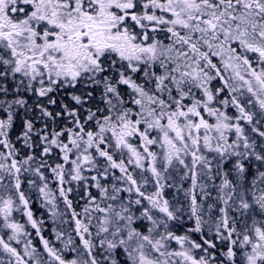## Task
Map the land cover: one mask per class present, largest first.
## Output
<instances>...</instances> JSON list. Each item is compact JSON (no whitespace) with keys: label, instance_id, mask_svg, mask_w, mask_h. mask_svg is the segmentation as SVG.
I'll return each mask as SVG.
<instances>
[{"label":"flooded vegetation","instance_id":"1","mask_svg":"<svg viewBox=\"0 0 264 264\" xmlns=\"http://www.w3.org/2000/svg\"><path fill=\"white\" fill-rule=\"evenodd\" d=\"M172 1L0 0V157H47L64 153L75 155L76 142L83 139L93 142L99 136L105 135L112 140L121 138L123 143L130 138L139 141L140 130L132 126L144 123V120L138 113L129 112V108L139 109L138 107L147 105L168 108L169 117L164 122L171 126L178 125L177 134L181 136L183 127L180 122L192 116L189 108L194 104L190 100L196 86L188 82L181 92L175 87L172 88L171 78L165 80L170 85V97L164 99L156 96L153 86L158 75L165 69L159 68L155 60L149 59L144 52L148 49L146 41L150 39L143 36L146 32L161 29L165 33L168 29L173 33V38L168 35L154 37L152 44L158 39L157 44L168 49L170 55L173 51L178 56L176 59L181 60L179 66L183 67L184 71L197 70L203 76V82L211 85H216L218 81L225 82L224 87L219 83L216 86L218 90L223 88L221 94L226 95L225 104H232L237 109L236 119L239 123L249 125L253 151L250 149L252 154L250 153L249 158L243 162L241 169L247 168V178L252 174L250 183L254 191L251 195L257 203L254 215L264 222V206L261 207V204L264 205V175L260 174V169H264V162L260 166L255 163L257 152L264 157V52H258L261 47L256 46V52L248 54L235 46L240 53L251 56L255 65L249 67L235 55V61L245 65L242 67L247 72V90L241 89L234 79L228 77L225 63L214 51L223 44L219 31L222 25L236 26L240 31L253 24L264 27V0H195L192 7L197 10V14L194 15L184 6L185 2H178L172 8ZM172 14L179 20L172 22ZM245 14L253 17L251 23L240 19ZM172 23L178 25L174 31ZM189 29L194 30L193 36L184 35ZM203 31L206 36L202 34ZM135 32L140 35L136 36ZM251 39L259 45L260 41L264 42L256 36H251ZM174 68L176 70V65ZM166 70L172 77V63ZM65 75H73L75 79L59 78ZM187 86H191V92L187 91ZM233 87L237 90H233ZM142 92H149L151 96H146V100L139 96L138 99L133 97V93ZM178 107L180 112H183L180 119L177 116L179 111H176ZM172 108L175 111L172 112ZM200 117L196 118L197 126H190L191 131L198 133V130L206 128V122ZM18 125L28 127L22 132ZM63 125H72V129L65 130ZM35 126H40L38 131ZM42 126H47V129ZM49 136L53 138L51 145ZM147 139L151 140L150 136ZM89 146L90 151H96L93 149L94 144ZM99 150L108 151L104 148ZM108 154L110 155L109 151ZM230 164L227 163V167L233 168ZM151 167L147 181L149 190L142 189L133 178L129 181L139 190V195L146 199L152 198L155 204L159 198L157 191H166L170 186L158 184L154 174L159 169ZM235 176L232 175L233 178ZM223 177L225 179V175ZM3 183L7 185L0 188L12 189L8 195L15 197L16 202L21 198L26 201V207L21 210L19 220L24 213L31 214L32 223L21 221L28 227V237L32 244L30 248L48 264H71L72 261L68 260L69 257L62 249L64 244L60 243L61 241L49 240L50 225L45 214L46 208L42 204L43 198L34 193L32 183L23 180ZM231 183L236 185L237 181L225 179V184L231 186ZM104 184L111 185L108 181ZM17 187L19 190L15 191ZM128 187H131L130 183ZM124 193L126 192H122L118 197L124 200ZM225 199L226 196L223 200L216 201V204L224 203ZM18 204L19 208L22 207L21 203ZM194 205L199 203L195 202ZM136 206L142 207L139 203ZM104 208L109 210L112 206L103 202L96 208L87 207L86 211L97 212L96 209L101 211ZM185 210V216L191 217V213L199 216L200 213V218L206 217V221L208 219V215H205L206 209L196 207L192 211L187 207ZM221 210L225 212L224 207L217 209L218 220L212 216L209 219L227 222L228 226L229 221L221 218ZM74 220V240H77L84 232L85 223L75 213ZM221 226L226 225L222 223ZM220 232L236 231L225 228ZM11 233L0 221V263L30 264L15 248ZM230 236L228 235L229 238ZM220 240L225 243L224 234L220 239L215 233L209 238L199 237L196 242L198 245L193 242L191 246L196 245L198 251L208 245L218 248L216 242L221 243ZM219 247L225 248L221 245ZM230 248L231 252L235 251L233 245ZM236 251L241 252V247ZM49 256L54 260H49ZM188 260L190 264H207L202 258H197L191 253L188 254Z\"/></svg>","mask_w":264,"mask_h":264},{"label":"rangeland","instance_id":"2","mask_svg":"<svg viewBox=\"0 0 264 264\" xmlns=\"http://www.w3.org/2000/svg\"><path fill=\"white\" fill-rule=\"evenodd\" d=\"M203 1L214 2V0ZM178 2H185L184 6L190 9L189 12L193 15L197 14V10L192 7V2L195 0H173L172 8ZM210 14L217 15V13ZM240 19L251 23L253 17L245 14ZM177 20L179 18L172 14V22ZM221 20L227 19L221 18ZM175 26L178 25L172 23V31L177 29ZM246 29L240 31L236 26H220L223 44L214 51L225 63L228 77L234 79L241 89L248 90L247 72L242 66L255 67L248 54L256 52L258 48L256 46L261 47L258 52H264V42L260 41L259 45L251 39V36H256L259 40H264V27L260 28L259 25L253 24L248 25ZM193 32V29H189L184 35L193 36ZM202 34L206 36L204 31ZM135 35L139 36L140 33L135 32ZM167 35L173 38V33L168 29L165 33L161 29H151L146 32L143 36L150 39L146 41L148 49L144 52L149 59L155 60L159 68L165 69L161 75H158L153 86L156 96L164 99L170 97L168 93L170 85L165 80L171 78L172 88L175 87L181 92L188 82L196 86L190 100L194 104L192 108H189L192 116L180 122L183 127L181 136L177 134L178 125L171 126L164 122L169 117L168 108H158L159 105L156 108L148 105L140 106L139 109L132 107L129 108V112L138 113L144 120V123L139 122L141 124L132 126L140 130L139 141L130 138L123 143L121 138L112 140L105 135L99 136L93 142L89 139L76 142L75 155L64 153L43 158L40 156L0 157V183H2L0 187L7 185L3 182L23 180L32 183L34 193L43 198L42 204L46 208L45 214L50 225L49 240L61 241L60 243L64 244L62 249L69 257L68 260L72 261L71 264H94L92 260L96 264H117L115 256L118 258L119 255L124 254L128 260L127 264H190L177 245H166L171 241L172 232L170 231L176 225L175 221L178 217L187 221L188 224L184 223L182 227H179L180 232H175L176 235L173 236L172 241L180 243L181 240L183 251L186 246L189 253L202 258L207 264L220 262L264 264V222L254 215L257 203L253 201L251 195L254 191L250 183L252 174L250 173V178H247L249 176L247 168L241 169L243 162L253 151L249 125L239 123L236 119L237 109L232 104H225L226 95L221 94L223 88L218 90L216 87L218 83L224 87L225 82L218 81L216 85L203 82V76L197 70L184 71L183 67L179 66L181 60L176 59L178 56L173 51L170 55L168 49L157 44L158 39L152 44L154 42L152 38ZM235 46L248 54L240 53ZM235 55L246 64L237 63ZM171 63L172 77L166 70ZM66 77L75 79L73 75L59 78L67 80ZM149 88L153 89L150 86ZM186 89L191 92V86H187ZM233 90L237 89L233 87ZM138 96L146 100V96L151 94L149 92L147 94L133 93L135 99H138ZM173 111H175L174 108H172ZM176 111H179L177 116L180 119L183 112H180V107ZM198 116L206 122V128L196 133L190 130V126H197ZM177 123L178 120H176ZM71 126L63 125L62 127L67 130L72 129ZM18 127L23 132L28 126L18 125ZM42 127L47 129V126ZM35 128L38 131L40 126ZM149 136L151 140L147 139ZM48 139L51 145L53 138L49 136ZM66 141L67 139L64 142ZM90 144H94L93 149L96 151H90ZM102 148L108 150L110 155H107L108 151L99 150ZM256 154L258 155H256L255 163L260 166L264 162V157L259 152ZM227 163H231L233 168L227 167ZM151 166L159 169L154 174L157 183L170 186L166 191L161 189L157 191L159 198L155 204L152 198L146 199L139 195V190L129 181L133 178L142 189L149 190L147 181ZM260 174L264 175L263 168L260 169ZM223 175L225 179L232 181L235 179L236 185L225 184ZM232 175H236L235 178ZM105 181L111 185L104 184ZM128 183L131 187H128ZM18 190V187L15 188V191ZM9 191L12 189L0 188L1 224L5 229L11 230L15 248L24 255V259L26 258L30 264H48L30 248L32 244L28 237V227L21 223L22 220L31 221V214L24 213L19 220L21 210L23 211L26 207L25 199L21 198L19 202H16L15 197L8 195ZM122 192H126L122 194L124 200L118 197ZM17 195L19 197V193ZM224 196H226L225 202L216 204V201L223 200ZM103 202L109 203L112 209L104 208L101 211L96 209L98 213L95 210L86 211L87 207L96 208ZM195 202L199 205H194ZM18 203H21V209ZM137 203L142 207H137ZM263 206L261 204V207ZM184 207L191 208L192 211L196 207L206 209L205 215H208V219L210 216L217 219L219 213L217 209L224 207L225 212L221 210L220 215L222 219L229 221V225L227 226L225 222L226 226L222 227L223 221H215L216 226L213 230L220 239L225 233V243L223 244L220 240L221 246L225 248L208 245L201 251L196 250L198 245L196 242L199 237L206 235L204 230L208 231L211 228L210 223L208 219L206 221V217L200 218V213L199 216L191 213V217L186 216L185 220ZM74 213L78 214L85 223L84 232L77 240H74L76 233ZM174 215H176L175 219ZM238 220L241 221V225L237 223ZM143 221L149 223H142ZM225 228L234 229L236 232H220ZM228 235H231L230 238ZM191 239L196 245H190ZM231 245L235 249L233 252H231ZM240 247L242 251H236ZM49 257V260H54L51 256ZM221 257L224 259H220Z\"/></svg>","mask_w":264,"mask_h":264},{"label":"trees","instance_id":"3","mask_svg":"<svg viewBox=\"0 0 264 264\" xmlns=\"http://www.w3.org/2000/svg\"><path fill=\"white\" fill-rule=\"evenodd\" d=\"M49 127H51V126H49ZM86 127H88V126H86ZM49 132H50V130H49ZM66 140V136L64 137V141ZM21 147V146H20ZM22 148V147H21ZM21 157V156H20ZM43 158V157H42ZM12 163H14V161H12ZM115 164H117V162H115ZM183 211H185V207H184V209H183ZM183 214H185V213H183ZM172 215H173V213H172ZM184 216V215H183ZM176 218V215H174V219ZM184 219L186 220V216H184ZM209 220V223H210V229H208V230H213L214 228H215V226H216V222L214 221V220H212V219H208ZM214 221V222H213ZM142 223H145V221H143ZM149 222L147 221L145 224H148ZM188 224V222L187 221H184V220H182V218L181 217H178V219L175 221V224L176 225H174L173 227H172V231H170V232H172V236H171V241H170V243L169 242H167V244L166 245H170V244H172V245H177L178 247H179V249L180 250H182V252L184 253V255H185V259H188V254H190L188 251H187V248H186V246H184L185 247V251H183V249H181V247L183 246V245H181V243H182V241L180 240V243H178V242H176V241H172V238H173V236H175L176 235V233L177 232H180V228L179 227H182L183 226V224ZM199 223V225H200V222H198ZM224 223V226H225V222H223ZM237 223L239 224V225H241V221H237ZM214 231V230H213ZM176 232V233H175ZM215 233L214 232H206V235H205V237H207V238H209L210 237V235H214ZM224 235H225V233H224ZM191 237V236H190ZM180 237H179V235H178V239H179ZM168 241V240H167ZM191 243H193V241L191 240L190 241V245H191ZM221 245V243H219V242H216V246L217 247H219ZM165 246H163V248H164ZM115 261L116 262H118V263H120V264H127V262H128V260H127V258H126V256H125V254L124 255H119L118 256V258H116V256H115Z\"/></svg>","mask_w":264,"mask_h":264}]
</instances>
